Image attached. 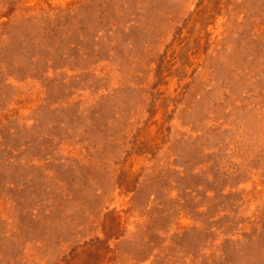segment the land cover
<instances>
[{
  "label": "rangeland",
  "instance_id": "1",
  "mask_svg": "<svg viewBox=\"0 0 264 264\" xmlns=\"http://www.w3.org/2000/svg\"><path fill=\"white\" fill-rule=\"evenodd\" d=\"M0 264H264V0H0Z\"/></svg>",
  "mask_w": 264,
  "mask_h": 264
}]
</instances>
